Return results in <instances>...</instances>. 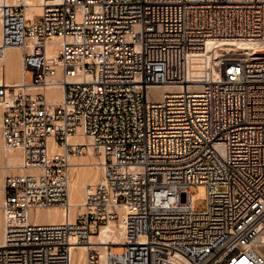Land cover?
Listing matches in <instances>:
<instances>
[{
  "label": "built area",
  "instance_id": "1",
  "mask_svg": "<svg viewBox=\"0 0 264 264\" xmlns=\"http://www.w3.org/2000/svg\"><path fill=\"white\" fill-rule=\"evenodd\" d=\"M0 16L23 52L18 88L0 72V147L26 167L5 179L0 264H72L111 220L125 239L86 264H264V0H6ZM91 151L103 180L71 219V158ZM51 206L67 220L37 222Z\"/></svg>",
  "mask_w": 264,
  "mask_h": 264
},
{
  "label": "bare ground",
  "instance_id": "2",
  "mask_svg": "<svg viewBox=\"0 0 264 264\" xmlns=\"http://www.w3.org/2000/svg\"><path fill=\"white\" fill-rule=\"evenodd\" d=\"M6 0H0V5L5 3ZM12 1V0H8ZM32 1V0H31ZM36 2L39 0H35ZM37 11L36 7L28 8L29 19L33 20V13ZM2 38V26H1V16H0V72H4L7 82L10 85L18 86L20 85L23 77V67H22V57L23 52L19 46H6L2 47L1 45ZM10 49H15L18 51L13 62L7 59V54ZM14 67H17V70L14 71ZM62 85L57 84L50 87L47 91V95L50 101L55 102L61 99L62 97ZM170 88V86H163L158 89L164 91ZM1 106V104H0ZM2 116V108L1 114ZM1 120V117H0ZM78 139L76 136L70 137V140ZM81 139V138H80ZM6 149V148H5ZM60 149V148H58ZM8 150V149H7ZM9 153L2 152L0 153V168H13L19 171V173H24L26 171L24 156L20 148L9 149ZM72 161V179L70 183V218L72 219L78 213H82L84 210L83 204L85 200V192L88 185H95L100 183L103 180V171H102V158L94 154L92 151L85 158L73 156ZM17 174V173H16ZM90 182V183H87ZM1 192L4 191V186H0ZM2 205L5 198V193H1ZM1 200V198H0ZM0 203V204H1ZM2 205H0V211L3 212ZM2 209V210H1ZM120 213H123L124 208L122 206L118 207ZM4 215V212H3ZM33 217H36L37 222L42 223H63L67 220L66 212L57 206H51L46 208H38ZM44 217V218H40ZM118 225H120L118 228ZM100 233L92 234L91 242L88 245L79 246L77 249H74L72 252V264H86L88 251L94 248H100L102 246H107L111 243H121L126 237V229L123 224H119L114 220H111L105 225H101ZM5 231V215H4V225L2 230V236H0V245L3 242ZM76 252L78 253L76 256Z\"/></svg>",
  "mask_w": 264,
  "mask_h": 264
},
{
  "label": "rangeland",
  "instance_id": "3",
  "mask_svg": "<svg viewBox=\"0 0 264 264\" xmlns=\"http://www.w3.org/2000/svg\"><path fill=\"white\" fill-rule=\"evenodd\" d=\"M16 57V52L14 51H9L8 54H7V59L11 62H13V60L15 59ZM14 71L17 70V67H14ZM26 78L29 80V81H33V76L28 72L26 74ZM0 114H1V106H0ZM1 117V115H0ZM13 150V149H12ZM11 150H7L5 148H2L0 147V153L2 152H10ZM86 156H88V154L86 155H83V156H80L82 158H85ZM16 173H19L18 170L16 169H13V168H7V169H2L0 168V186H4V183H5V179L8 175L10 174H16ZM73 177V176H72ZM87 183H90V182H87ZM222 188V187H221ZM191 190L193 191V195H192V205L195 209H200V210H203V209H206L207 208V196H208V190H207V186L204 185V184H198V185H193L191 186ZM3 194H4V191H2ZM1 189H0V203L3 201L2 200V196H1ZM2 205V203L0 204ZM1 207V206H0ZM2 210V209H1ZM41 219L44 218V217H40ZM3 225H4V215H3V212L0 211V236H2V230H3ZM105 225V224H103ZM120 225H118V228ZM97 233H100V228L98 230ZM95 233V234H97ZM1 238V237H0ZM113 249L114 251L116 252H122L124 251L125 249V246H113ZM77 252H76V256H77Z\"/></svg>",
  "mask_w": 264,
  "mask_h": 264
},
{
  "label": "crops",
  "instance_id": "4",
  "mask_svg": "<svg viewBox=\"0 0 264 264\" xmlns=\"http://www.w3.org/2000/svg\"><path fill=\"white\" fill-rule=\"evenodd\" d=\"M9 51H14V52H16V54H18V51L15 49H10Z\"/></svg>",
  "mask_w": 264,
  "mask_h": 264
}]
</instances>
